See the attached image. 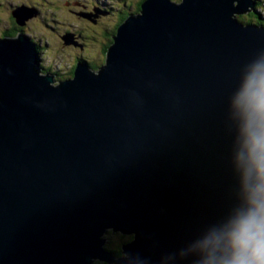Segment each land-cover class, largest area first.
Listing matches in <instances>:
<instances>
[{
	"label": "water",
	"instance_id": "95a60500",
	"mask_svg": "<svg viewBox=\"0 0 264 264\" xmlns=\"http://www.w3.org/2000/svg\"><path fill=\"white\" fill-rule=\"evenodd\" d=\"M141 6L99 71L57 85L33 39L0 37V264H194L232 205L227 99L264 50V26L238 19L256 0ZM111 229L133 235L119 257Z\"/></svg>",
	"mask_w": 264,
	"mask_h": 264
},
{
	"label": "clouds",
	"instance_id": "9594fccd",
	"mask_svg": "<svg viewBox=\"0 0 264 264\" xmlns=\"http://www.w3.org/2000/svg\"><path fill=\"white\" fill-rule=\"evenodd\" d=\"M225 125L234 200L191 246L194 264H264V50L242 67Z\"/></svg>",
	"mask_w": 264,
	"mask_h": 264
},
{
	"label": "rangeland",
	"instance_id": "374dc122",
	"mask_svg": "<svg viewBox=\"0 0 264 264\" xmlns=\"http://www.w3.org/2000/svg\"><path fill=\"white\" fill-rule=\"evenodd\" d=\"M139 1L0 0V37L3 31L16 25L14 20L12 21L14 18L11 16V10L14 12L17 6H26L22 11V16H27L26 22L28 23L26 26L22 25V31L37 43L39 50H45L41 53L40 59L46 71L48 70L52 75L53 72L58 73L57 77H54V84L57 85L60 81L66 80H60V78L68 76V71L75 63L73 55L77 54L78 50H85L81 54L87 60L90 56L98 57L99 51L105 50L107 39L114 33L116 26L131 13H140L137 10ZM173 1L180 2L181 0ZM257 5L259 7L256 11L264 20V0H256ZM245 16L251 19V23H257L254 15L251 16L248 13ZM66 34L73 35L72 44H67L62 39ZM105 237L108 248H115L122 241L126 242L130 239L129 236H115L112 229ZM104 263L99 260L95 264Z\"/></svg>",
	"mask_w": 264,
	"mask_h": 264
},
{
	"label": "flooded vegetation",
	"instance_id": "af4514ba",
	"mask_svg": "<svg viewBox=\"0 0 264 264\" xmlns=\"http://www.w3.org/2000/svg\"><path fill=\"white\" fill-rule=\"evenodd\" d=\"M139 11V10H138ZM39 51V54L40 55H42L41 53L42 52H45V50H38ZM83 51H85V50H78V52H77V54H74L73 55V59H74V61H75V63H74V65H73V67H71L70 68V70L68 71V76L66 77H63V78H60V80H62V79H67V78H71L73 75H72V72H73V69L77 66V64L79 63V62H86L87 64H88V66L90 67V68H92L93 70H95V71H99V69L103 66V64H104V62H105V59H106V54L103 52V50H100L99 51V55H98V57H94V56H90V57H88V60L87 59H85L86 57L83 55V54H81V52H83ZM88 51H93V50H88ZM85 57V58H84ZM85 59V60H84ZM40 66H41V69H42V72L43 73H49V74H51L48 70L46 71L45 69H44V67H43V64H42V61H41V59H40ZM54 74L52 75L53 76V78L56 76L57 77V75H58V73L57 72H53ZM62 77V76H61ZM55 79V78H54ZM121 234V233H120ZM121 236H129L128 238H130L129 240H127V241H130L132 238H133V235H130V234H121ZM126 241V242H127ZM123 243H125V242H121L120 243V245L119 246H121V249H118V250H120L121 252H117V251H115V250H113L112 248H108L110 251H112L117 257H119L121 254H122V244ZM109 246V245H108ZM104 264H107V263H104Z\"/></svg>",
	"mask_w": 264,
	"mask_h": 264
},
{
	"label": "trees",
	"instance_id": "16d2710c",
	"mask_svg": "<svg viewBox=\"0 0 264 264\" xmlns=\"http://www.w3.org/2000/svg\"><path fill=\"white\" fill-rule=\"evenodd\" d=\"M144 2V0H140L139 1V4H138V9L137 10H139V11H141V8H142V3ZM259 6L257 5L256 7H255V10L258 8ZM123 11H126V10H124L123 9ZM251 14V16H253L254 15V17L255 18H257V24H259V25H263L264 26V20H263V18H262V16L257 12V11H255V12H251L250 13ZM11 16L14 18V19H12V21L13 22H15V26L13 25V27L12 28H10V29H8V30H5V31H3L2 32V34H1V36H5V35H9V36H15V35H17L19 32H23L22 30V28H23V26L22 25H20V24H18V22L16 21V18H15V16L13 15V11L11 10ZM238 19L240 20V21H242L243 23H251V19H249V17H247V16H245V14H242V15H238ZM124 21V20H123ZM122 21V22H123ZM122 22H120L119 24H121ZM28 22H26L24 25L26 26V24H27ZM119 24L116 26V28L113 30V34L112 35H109V38L107 39L108 40V42H107V44L104 46V49L105 50H103V52L106 54L107 53V50H108V48H109V46L111 45V43H112V41H113V35L114 34H116V32H117V28H118V26H119ZM111 36H112V38H111ZM31 38V37H30ZM31 40H32V38H31ZM34 41V40H33ZM38 50H39V48H38ZM105 62H106V59H105ZM105 62H104V64H105ZM103 64V65H104ZM103 67V66H102ZM75 69H76V67L73 69V72H72V77H74V72H75ZM101 69V68H100ZM71 77V78H72ZM113 250H115V251H117V252H121L120 250H118V249H121V246H116L115 248H112Z\"/></svg>",
	"mask_w": 264,
	"mask_h": 264
}]
</instances>
